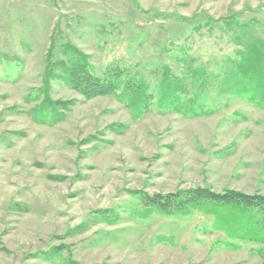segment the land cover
Returning a JSON list of instances; mask_svg holds the SVG:
<instances>
[{
  "label": "rangeland",
  "instance_id": "1",
  "mask_svg": "<svg viewBox=\"0 0 264 264\" xmlns=\"http://www.w3.org/2000/svg\"><path fill=\"white\" fill-rule=\"evenodd\" d=\"M197 189L264 196V0H0V264H262Z\"/></svg>",
  "mask_w": 264,
  "mask_h": 264
},
{
  "label": "trees",
  "instance_id": "2",
  "mask_svg": "<svg viewBox=\"0 0 264 264\" xmlns=\"http://www.w3.org/2000/svg\"><path fill=\"white\" fill-rule=\"evenodd\" d=\"M76 55V60L70 62H58L55 66L62 74H68L66 77L61 76L68 86L77 90L80 95L86 99H93L103 96L115 95L116 92L121 88V82L119 79V72L111 74L113 77L107 79H100L94 77L90 72L92 65L89 62V56L85 55L81 51L73 49ZM129 84H125V89L132 88L131 81ZM64 105V106H63ZM64 102H56L53 106L60 110L67 109ZM200 202H208L215 204L214 208L219 213V222L228 223L234 222V211L237 209L240 213V220L242 223H250L252 231H244L250 237L251 241L260 243L263 245V249L260 251V257L262 264H264V196L263 195H247L245 193L237 191H226L222 194L214 193L210 190L197 189L190 193L185 194L184 200L181 204L176 206H191ZM152 206L160 207L161 209H169L172 207L170 202L165 199L163 202L157 200L152 201ZM257 212L258 218H254L255 214L250 212ZM253 216V219L252 217ZM250 232V233H249ZM244 233V234H245Z\"/></svg>",
  "mask_w": 264,
  "mask_h": 264
}]
</instances>
